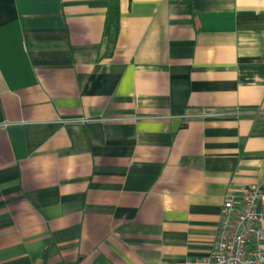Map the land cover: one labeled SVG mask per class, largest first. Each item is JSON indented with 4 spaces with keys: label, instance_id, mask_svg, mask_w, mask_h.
<instances>
[{
    "label": "crops",
    "instance_id": "crops-1",
    "mask_svg": "<svg viewBox=\"0 0 264 264\" xmlns=\"http://www.w3.org/2000/svg\"><path fill=\"white\" fill-rule=\"evenodd\" d=\"M109 1L0 0V264H178L264 211V0H117L115 34Z\"/></svg>",
    "mask_w": 264,
    "mask_h": 264
},
{
    "label": "built area",
    "instance_id": "built-area-1",
    "mask_svg": "<svg viewBox=\"0 0 264 264\" xmlns=\"http://www.w3.org/2000/svg\"><path fill=\"white\" fill-rule=\"evenodd\" d=\"M261 191L245 187L238 197L225 199L207 257L178 264H264V211L258 209Z\"/></svg>",
    "mask_w": 264,
    "mask_h": 264
},
{
    "label": "trees",
    "instance_id": "trees-1",
    "mask_svg": "<svg viewBox=\"0 0 264 264\" xmlns=\"http://www.w3.org/2000/svg\"><path fill=\"white\" fill-rule=\"evenodd\" d=\"M110 16L107 21V29L110 34H115L119 26V9L117 0H110L109 3Z\"/></svg>",
    "mask_w": 264,
    "mask_h": 264
}]
</instances>
